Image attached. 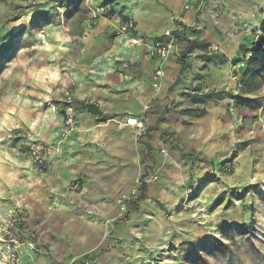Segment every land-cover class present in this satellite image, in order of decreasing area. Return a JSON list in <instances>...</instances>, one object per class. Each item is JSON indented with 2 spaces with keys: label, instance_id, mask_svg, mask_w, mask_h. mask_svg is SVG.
<instances>
[{
  "label": "rangeland",
  "instance_id": "rangeland-1",
  "mask_svg": "<svg viewBox=\"0 0 264 264\" xmlns=\"http://www.w3.org/2000/svg\"><path fill=\"white\" fill-rule=\"evenodd\" d=\"M132 1L0 0V264H256L259 255L258 264H264V71L258 91L239 100L240 79L251 57L243 49L249 51L264 39V0H230L236 11L229 27L221 28L226 47L210 56L223 75L220 86L187 87L174 95L167 91L166 108L154 112L156 120L166 113L163 131L153 138L164 148L157 146L155 156L149 151L139 161L126 192L104 199L116 205L114 219L103 218L94 203L80 202L78 196L72 200L37 193V175L46 169L32 162L31 154L26 157L24 149L43 144L55 151V145L39 139L36 122L28 119L25 125L21 120H26L23 110L36 102L37 87L97 86L112 75L130 80L139 52L151 58L150 46L164 32H178L171 28L150 38L139 30L118 35L119 25L135 23L128 5ZM113 7L116 14L111 15ZM173 42L180 57L184 48L176 38ZM150 90L154 98L162 87ZM148 101L141 100L136 116L144 117L137 134L141 142H147V125L154 119L152 110L144 113ZM61 104L63 127L55 144L74 139L79 127L74 103ZM69 105L75 128L65 136ZM15 129H22V136L13 137ZM171 143L213 161V166L184 157ZM143 181L156 191L139 204ZM133 191L135 198L130 196ZM124 195L130 198L127 214L118 203ZM102 232L94 245L93 235ZM36 233L40 245L32 240ZM205 238L207 256L202 261L187 257L192 248L201 249ZM218 241L236 252L233 258L214 250Z\"/></svg>",
  "mask_w": 264,
  "mask_h": 264
},
{
  "label": "crops",
  "instance_id": "crops-1",
  "mask_svg": "<svg viewBox=\"0 0 264 264\" xmlns=\"http://www.w3.org/2000/svg\"><path fill=\"white\" fill-rule=\"evenodd\" d=\"M186 3L191 8L184 11L182 6ZM128 5L132 8L131 16L140 34L150 38L167 29L176 28L181 32L186 28L182 35L184 42L197 40L209 46L185 59L188 68L183 75H180L181 65L178 63L180 49L175 46L160 62L152 57H143L140 51L132 62L133 77L130 80L128 76L120 79L112 75L102 78L97 86L88 83V87H37L38 92L34 95L36 102L21 114V118L26 119H21L25 125L28 119L36 122L39 139L44 144L55 145L46 170L37 175V193H54L58 198L63 196L72 200L78 196L80 202L94 203L96 212L105 219H114L118 209L114 204H106L104 199L126 192L132 186L139 161L146 159L149 151L155 156L157 146L164 148L161 143L157 145L158 141L153 138L163 129L161 124L166 113L160 114L156 120L154 112L166 108L167 91L174 95L187 87L220 86L223 75L210 56L213 50L226 47L227 40L221 28L229 27L228 22L234 18L231 13L236 11L233 8L235 4L230 0H134ZM173 17L176 22L171 21ZM104 26L105 22H102L99 27L103 29ZM207 58L211 59L210 62L206 61ZM158 66L164 70L165 76L162 90L153 98L149 97L150 88L153 87V74ZM198 74L201 79L196 78ZM141 100H146V104L147 100L150 101V111L154 116L147 125V142L139 140L137 128L126 125L127 117L137 116L142 111ZM61 102L74 103L79 127L74 139L55 144L63 127V117L59 114L63 106ZM90 104L99 109V114H91L84 108ZM17 130L20 134L16 135L15 129L11 133L13 137L22 136L23 130ZM170 136L167 139L170 140ZM24 151L26 157L30 156L28 149ZM30 159L32 161L31 156ZM76 183L79 184L78 190L70 193L69 186L73 187ZM155 188V185L147 186L145 194H155ZM65 191L67 193L64 194ZM94 227L91 231L96 232ZM119 227L117 231L120 232ZM104 235V232L94 234V245H98ZM35 236L40 245L39 235L36 233Z\"/></svg>",
  "mask_w": 264,
  "mask_h": 264
},
{
  "label": "trees",
  "instance_id": "trees-1",
  "mask_svg": "<svg viewBox=\"0 0 264 264\" xmlns=\"http://www.w3.org/2000/svg\"><path fill=\"white\" fill-rule=\"evenodd\" d=\"M103 1H105L107 4H113V3H117L121 0H103ZM110 12H111V15L116 14L115 8L114 7L111 8ZM183 31H186V28ZM183 31L171 33L172 39L176 38V40H178V42H179V45H181V48L182 47L184 48L181 51V56L178 58V63L181 65L180 75H183L184 72L188 68V66L185 63V59L187 57H189L190 55H192L195 51H197V50L203 51V49L205 47L209 46L208 43L200 42L197 40H194V41L187 40L186 42H184V38L182 37V35L184 34ZM172 34H175L176 37H174ZM161 38H163V36H161ZM243 52L245 55L251 54V57L247 60V68L244 71V73L242 74L241 79H240L241 98H239V100L244 98V96H248L250 94L257 92L258 89L260 88L257 86V84H258V77L264 71V39L262 37H260V39L257 41V43H255L249 51H247V49H243ZM206 60H208V62H210L211 59L207 58ZM210 98H211V96L205 97V99H210ZM84 108L91 114H94V115L99 114V109H97L92 104L86 105ZM158 127H159V125H158ZM19 132H20L19 130L14 131V133L16 135L20 134ZM166 135L169 136V133L166 132ZM171 145L173 146L172 143H171ZM173 148H176L178 151H180L184 157H187L191 160H199L200 162H203V163H209L211 166H213V161H208L205 157L200 159L196 155H189V154L184 153L183 150L177 146H173ZM146 191H147V186L144 185L142 190H141L139 202L142 200H145L147 198L146 194H145ZM239 199L242 200V197ZM139 209L140 208H139L138 203L132 206V210L135 212H138ZM245 225H246V223L241 224L239 226H245ZM249 225L253 226L254 224L251 223ZM224 226L225 227L229 226V224H225ZM222 228H224V227H222ZM253 230H255V232L257 231L256 229H251V232H253ZM253 236H255V234H253ZM32 237H33L32 240H34L36 242V236L32 235ZM248 239L250 241L254 240L251 237H248ZM255 240L259 241L260 239L258 238ZM207 241H209V238H205L201 243H199V246L201 248L200 250H196V247L192 248V250L190 251L192 253L189 254V252H188L187 257H189V255H194V258L196 257V260L202 261L204 258L203 254H205L207 256V252L205 251L206 250L205 244L208 243ZM230 242H231V240L229 241V243ZM218 243H219V245H214L213 248H218L219 250L218 249H214V250L219 251L221 254L227 253L228 254L227 256L229 258H233L234 254L236 252L231 249V247L228 245V243H227V246L225 244L221 243L220 241H218ZM258 254H260V252H258ZM255 258L260 259V255L258 257H255ZM256 259L254 262L256 264H258L259 261H257ZM188 261H192V260L189 259ZM180 264H182V263H180Z\"/></svg>",
  "mask_w": 264,
  "mask_h": 264
},
{
  "label": "built area",
  "instance_id": "built-area-1",
  "mask_svg": "<svg viewBox=\"0 0 264 264\" xmlns=\"http://www.w3.org/2000/svg\"><path fill=\"white\" fill-rule=\"evenodd\" d=\"M190 6L191 5L189 3H186L184 5V8L187 10L190 8ZM135 31H136L135 23H133L132 21H128L120 25L116 32L118 35H127V34H133L135 33ZM162 36L163 38H160L157 41H155L150 46V49H149L150 56L152 58H157L161 61L165 60L168 57L169 53L174 47L173 45L174 42H173L170 31L164 32ZM164 76H165V73L162 68H158L154 72L153 74V88L154 89L159 90L161 88V84L164 80ZM150 108H151V105H145L144 113L148 112ZM65 115H66V119H65L66 130L63 133L66 136V135H71L75 128V112H74V108L72 105H69L65 109ZM143 121H144V117L131 116L127 118L126 125L131 128L141 129L143 126ZM29 151H30L33 162L39 165L40 167H42L43 170L46 169L47 161L53 153L52 147L43 145V144H35L32 147H30ZM153 179L156 180L157 178L154 177ZM142 184L144 185L145 182L143 181ZM78 187H79V184L76 183L75 185H73L72 189L76 191ZM136 195H137V192L133 191V193H131L130 196L135 198ZM129 199L130 198H128L127 195H124L119 200L118 203H119V208H120L121 213H125V214L128 213Z\"/></svg>",
  "mask_w": 264,
  "mask_h": 264
}]
</instances>
